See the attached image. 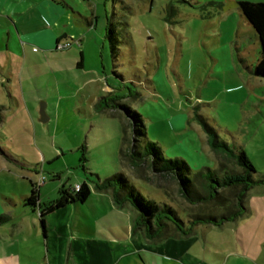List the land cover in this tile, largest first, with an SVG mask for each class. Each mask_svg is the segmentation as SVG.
I'll list each match as a JSON object with an SVG mask.
<instances>
[{"label": "rangeland", "instance_id": "1", "mask_svg": "<svg viewBox=\"0 0 264 264\" xmlns=\"http://www.w3.org/2000/svg\"><path fill=\"white\" fill-rule=\"evenodd\" d=\"M97 1L96 24L81 39L82 69L75 67L76 40L71 49L47 54L40 49V75L31 77L26 70L27 82L10 80L7 68L19 76L20 58L0 51V215L9 216L0 224V264L47 263L38 213L22 206L30 181L39 185L43 202L54 199L61 185L89 186L91 202L71 205V218H79L74 231L96 225L111 233L110 220L128 236L122 225L131 227V207L112 208L111 190L96 188L98 178L114 172H122L145 198L179 211L199 208L182 198L172 179L155 176L145 165L132 166L124 156V138H130L126 118L94 107L116 80L106 45L102 48L108 20L120 32L125 22L129 35L116 69L126 83H117L116 95L143 116L148 138L165 156L184 159L194 171L224 161L207 144L196 112L221 139L240 145L257 175H264V78L249 70L260 45L238 6L264 0H122L124 8L120 2ZM41 103H46V122L39 121ZM244 204L253 212L219 226L200 225L179 256L162 259L143 247L145 259L149 264H264V183L253 185ZM93 206L106 211L108 220ZM127 244L132 240L126 238Z\"/></svg>", "mask_w": 264, "mask_h": 264}, {"label": "trees", "instance_id": "2", "mask_svg": "<svg viewBox=\"0 0 264 264\" xmlns=\"http://www.w3.org/2000/svg\"><path fill=\"white\" fill-rule=\"evenodd\" d=\"M112 2H120L124 8L122 0ZM238 6L244 19L255 30L260 45L258 59L249 70L254 76L264 78V3L239 2ZM121 24L123 32L115 26L114 21L108 20L104 33V44L113 66L112 75L118 81H114L110 91L97 98L94 107L100 110H116L126 118L130 138H124L127 142L124 156L132 166L145 165L155 176L172 179L176 182L182 198L199 208L194 211H179L170 203L145 198L122 172H114L103 179L98 178L96 188L110 189L116 205L130 206L134 213L133 229L139 230L145 238L153 241L189 236L193 228L200 224L221 225L236 220L248 211L244 204L247 192L253 185L264 183V175H257L255 167L240 145L235 142L229 144L221 139L218 129L206 117L196 112L194 118L203 127L207 144L224 161H219L215 168L205 167L194 171L184 159L165 156L160 145L148 138L143 116L122 102L124 97L116 95L117 83H126L123 74L116 70L120 65L117 61L121 55V46L129 38L128 33L124 32L127 24ZM81 60L80 53L77 67L81 66ZM30 185V193L23 197L22 206L37 211L44 237L46 217L49 214L68 204L85 203L91 194L85 182L80 184L78 191L74 190V186L61 185L54 199L42 202L39 201V185L32 182ZM8 220L9 216L0 215V224Z\"/></svg>", "mask_w": 264, "mask_h": 264}, {"label": "crops", "instance_id": "3", "mask_svg": "<svg viewBox=\"0 0 264 264\" xmlns=\"http://www.w3.org/2000/svg\"><path fill=\"white\" fill-rule=\"evenodd\" d=\"M107 1L105 0L106 4ZM98 3L97 0H0V51L13 54L21 61L18 67L19 76L15 77L12 69L7 68L6 73L11 77L10 80L17 81L19 80L17 77H20L23 78L21 81L27 82L28 73L31 77L36 74L40 75V49L47 54L49 50H57V43H63L67 40L72 42V45L67 49L73 47L75 40L80 46L76 63L79 61L81 53V66L77 67L75 63V67L82 69L85 64L81 39H83V33L88 32L96 24V6ZM84 26L87 31H83ZM104 46L103 39L102 48ZM96 47H94V51ZM76 184L81 183L74 185ZM92 193L91 190V194L85 203L91 202ZM39 201H42L40 188ZM110 202L112 208L122 207L114 203L112 192ZM71 205L77 207L80 204H68L46 217V237L42 235L40 229L41 243L47 249L45 257L47 263L45 264H124L128 257H133L130 261L131 264H149V261L145 259L146 253L143 247L149 248L152 254L157 253L162 259L176 257L179 256L177 255L179 250L185 249L195 239L194 236L197 233H194L195 228L198 230L200 225L212 226L200 224L193 228L189 236L169 237L155 243L157 241L145 238L139 230L134 234V217L130 228L122 225V228L128 232V236L124 237L115 230L113 223L107 219V212L93 206L97 214L102 213L108 220L107 227L111 233L105 231L104 227H95L96 225L93 227L90 225L88 231H74L73 228L76 224L78 225L79 218L76 217L78 219H75L76 221L71 218ZM247 208V212H253L249 207ZM72 232H76L75 235ZM126 238L132 240L131 248L128 244L126 245ZM149 242L156 247L152 249ZM217 256L221 257L218 254ZM136 257L140 259L141 263L139 260L136 262Z\"/></svg>", "mask_w": 264, "mask_h": 264}, {"label": "built area", "instance_id": "4", "mask_svg": "<svg viewBox=\"0 0 264 264\" xmlns=\"http://www.w3.org/2000/svg\"><path fill=\"white\" fill-rule=\"evenodd\" d=\"M72 45L71 41H65V42H61V43H57L56 45V49L62 50V49H66L69 48ZM34 50H36V48H34ZM43 179V177H42ZM41 179V183L43 182V180ZM80 189V184H76L74 185V190L78 191Z\"/></svg>", "mask_w": 264, "mask_h": 264}, {"label": "water", "instance_id": "5", "mask_svg": "<svg viewBox=\"0 0 264 264\" xmlns=\"http://www.w3.org/2000/svg\"><path fill=\"white\" fill-rule=\"evenodd\" d=\"M46 103H41L39 106V121L46 122L48 120V116L45 112Z\"/></svg>", "mask_w": 264, "mask_h": 264}]
</instances>
